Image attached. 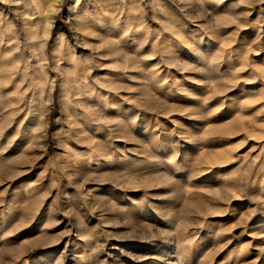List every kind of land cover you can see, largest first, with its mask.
I'll list each match as a JSON object with an SVG mask.
<instances>
[{"label": "rangeland", "instance_id": "1", "mask_svg": "<svg viewBox=\"0 0 264 264\" xmlns=\"http://www.w3.org/2000/svg\"><path fill=\"white\" fill-rule=\"evenodd\" d=\"M0 264H264V0H0Z\"/></svg>", "mask_w": 264, "mask_h": 264}, {"label": "bare ground", "instance_id": "2", "mask_svg": "<svg viewBox=\"0 0 264 264\" xmlns=\"http://www.w3.org/2000/svg\"><path fill=\"white\" fill-rule=\"evenodd\" d=\"M101 8V7H100ZM78 69V68H77ZM76 115H77V113H76ZM81 117V116H80ZM80 125V126H79ZM78 126V129H76L75 131H83V123L81 122V124H79ZM75 128V127H74ZM83 138L81 139V138H77V137H75L74 139H73V142L72 143H74V145H76V146H78V145H82L83 144Z\"/></svg>", "mask_w": 264, "mask_h": 264}]
</instances>
